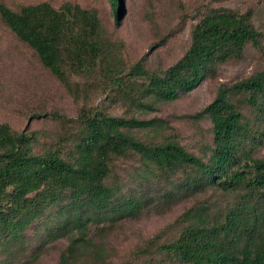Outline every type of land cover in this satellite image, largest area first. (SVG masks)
<instances>
[{"label": "trees", "instance_id": "trees-1", "mask_svg": "<svg viewBox=\"0 0 264 264\" xmlns=\"http://www.w3.org/2000/svg\"><path fill=\"white\" fill-rule=\"evenodd\" d=\"M109 1L118 18L120 0ZM0 19L76 99L83 91L73 78L94 67L111 79L118 77L121 59L92 9L72 2L56 8L47 1L11 9L0 2ZM190 36L187 50L163 73H149L139 62L130 68L132 77L146 80L130 96L138 106L153 109L156 103L177 99L215 72L217 65L239 57L248 44L259 48L264 39L250 11L228 7L208 9ZM239 93L247 94L251 106L263 109L258 98H264V71L219 86L199 112L211 121L212 146L206 159L174 141L147 143L131 133L159 129L156 119L117 117L86 105L79 111V132L67 157L52 148L35 152L32 133L0 123V243L20 241L27 228L55 205L61 215L56 231L69 236L58 264L103 261L106 249L92 236L91 225L111 216L132 215L143 205L140 197L121 198L118 185L107 182L113 158L133 154L155 174L182 170L185 192L195 194L206 187L238 192L221 221L211 222L206 207L188 209L183 217L191 221L176 239L159 244L158 251L182 264H264V158L254 156V147L245 145L247 139L256 142L258 137L251 136L232 101Z\"/></svg>", "mask_w": 264, "mask_h": 264}, {"label": "rangeland", "instance_id": "rangeland-1", "mask_svg": "<svg viewBox=\"0 0 264 264\" xmlns=\"http://www.w3.org/2000/svg\"><path fill=\"white\" fill-rule=\"evenodd\" d=\"M43 1L56 8L72 2L94 10L121 66L113 79L97 67L73 78L83 91L82 98L76 99L0 19V123L32 133L37 153L52 148L67 157L79 132V111L86 105L112 116L156 119L161 124L159 129H134L131 133L147 143L174 141L206 159L212 146L211 121L199 112L214 99L219 86L264 71L263 39L259 48L248 44L239 57L217 65L215 72L190 92L156 103L153 109L142 108L130 98L137 85L146 82L129 74L133 65L139 62L149 73H163L187 50L193 26L210 8L250 11L253 24L264 33V0H120L118 18L109 0H0L11 9ZM246 96L236 94L232 101L251 136L258 137L256 142L247 139L246 147H254L253 155L264 158V108L251 106ZM258 101L264 107V98ZM55 113L59 116L53 117ZM185 179L182 170L155 174L138 155L113 158L107 182L118 185L121 198L140 197L143 205L132 215L111 216L91 225L92 236L103 244L106 254L103 261L87 260L85 264H182L158 251L157 246L180 235L191 221L183 214L190 208L206 207L211 222L221 221L238 197V192L214 187L195 194L185 192L181 190ZM57 211L52 205L27 228L20 241L7 246L0 243V264H58L69 236L56 231L61 216Z\"/></svg>", "mask_w": 264, "mask_h": 264}]
</instances>
